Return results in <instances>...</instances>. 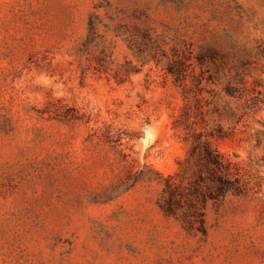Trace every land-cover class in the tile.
<instances>
[{
    "label": "rangeland",
    "instance_id": "rangeland-1",
    "mask_svg": "<svg viewBox=\"0 0 264 264\" xmlns=\"http://www.w3.org/2000/svg\"><path fill=\"white\" fill-rule=\"evenodd\" d=\"M92 13L124 81L75 54ZM205 46L244 70L255 106L203 92L198 127L224 126L214 144L247 189L208 206L203 235L163 213L158 183L120 182L185 157L167 65L199 72ZM0 264H264V0H0Z\"/></svg>",
    "mask_w": 264,
    "mask_h": 264
},
{
    "label": "trees",
    "instance_id": "trees-1",
    "mask_svg": "<svg viewBox=\"0 0 264 264\" xmlns=\"http://www.w3.org/2000/svg\"><path fill=\"white\" fill-rule=\"evenodd\" d=\"M96 31L97 23L95 14L92 13L89 17L88 33L76 47L75 54L80 59L92 55V58L88 59L93 60V68L96 71L111 75L117 81L126 80L133 70L130 62L114 66L110 54L104 48L96 51ZM195 59V66L198 65L201 69L199 72L193 69L194 65L191 67V63H186L191 58L181 55L171 58L167 65V72L182 86L186 101L180 115L174 120L176 128L185 130L184 139L189 142L185 157L177 162V169L169 174L153 167L134 173L129 170L120 185L127 190L141 181L158 183L161 186L158 205L163 213L178 220L186 231L206 235L208 206L212 204L221 207L230 196L246 195L247 189L230 156L221 152L214 144L215 136L225 135L224 126L217 124L211 130L198 127L203 92H210L213 97L219 99H245V108H253L255 102L254 97H248L254 88L250 87L244 70L235 63L231 64L225 56L218 58L214 47L205 46L197 53ZM189 78L191 84L187 82ZM210 86L220 89L206 90ZM225 112L235 118L236 123L240 121L241 116L228 102Z\"/></svg>",
    "mask_w": 264,
    "mask_h": 264
}]
</instances>
